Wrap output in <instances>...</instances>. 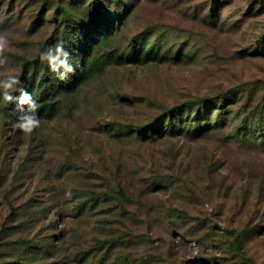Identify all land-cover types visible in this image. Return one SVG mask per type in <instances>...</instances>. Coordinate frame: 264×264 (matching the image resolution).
<instances>
[{
  "label": "rangeland",
  "instance_id": "rangeland-1",
  "mask_svg": "<svg viewBox=\"0 0 264 264\" xmlns=\"http://www.w3.org/2000/svg\"><path fill=\"white\" fill-rule=\"evenodd\" d=\"M0 33L41 119L0 95V264H264V0H0Z\"/></svg>",
  "mask_w": 264,
  "mask_h": 264
},
{
  "label": "clouds",
  "instance_id": "clouds-1",
  "mask_svg": "<svg viewBox=\"0 0 264 264\" xmlns=\"http://www.w3.org/2000/svg\"><path fill=\"white\" fill-rule=\"evenodd\" d=\"M11 41L4 33H0V67L7 64L5 56L6 50L10 47ZM71 54L66 50L63 43H56L39 53L41 62H45L50 71L61 80L67 79L70 74H74L76 67L70 62ZM21 80L18 75H8L0 79V95L4 101L16 104V109L12 113L17 115L13 127L24 136H31L41 127V119L38 115L40 105L33 98L32 94L20 87ZM19 92L16 96L14 93Z\"/></svg>",
  "mask_w": 264,
  "mask_h": 264
},
{
  "label": "trees",
  "instance_id": "trees-1",
  "mask_svg": "<svg viewBox=\"0 0 264 264\" xmlns=\"http://www.w3.org/2000/svg\"><path fill=\"white\" fill-rule=\"evenodd\" d=\"M112 61H114V58L112 54H107L106 56H102L99 60H97L94 64H87L82 63L80 68L78 69V76L74 80V84L79 85L83 81H85L87 78H90L94 76V74L104 69L106 66H108Z\"/></svg>",
  "mask_w": 264,
  "mask_h": 264
}]
</instances>
